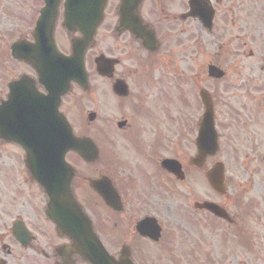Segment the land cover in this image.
<instances>
[{"label": "flooded vegetation", "instance_id": "af4514ba", "mask_svg": "<svg viewBox=\"0 0 264 264\" xmlns=\"http://www.w3.org/2000/svg\"><path fill=\"white\" fill-rule=\"evenodd\" d=\"M45 1L0 0V264H89L58 233L40 168L26 164L37 145L49 150L59 113L98 148L95 160L73 152L65 158L74 168L70 189L81 217L108 259L197 264L203 256L213 264L216 244L227 241L230 256L241 248L264 263V217L259 233L250 226L254 201L234 178L225 176L222 193L205 178L219 160H264L220 155L224 144L235 148L233 131L243 130L253 144L252 126L264 130V0H50L41 27L52 30L61 53L93 35L84 50L86 77L78 82L57 61L34 55ZM209 66L222 77H210ZM202 91L219 147L197 166ZM193 114L198 118L186 120ZM203 202L218 205L226 218L196 207Z\"/></svg>", "mask_w": 264, "mask_h": 264}, {"label": "water", "instance_id": "95a60500", "mask_svg": "<svg viewBox=\"0 0 264 264\" xmlns=\"http://www.w3.org/2000/svg\"><path fill=\"white\" fill-rule=\"evenodd\" d=\"M35 38L38 40L39 45H45V35L37 33V37L35 35ZM91 39L92 34L85 37L86 46L90 44L89 41ZM48 54L53 55L54 59L59 62V70L68 69L69 76L77 78L79 75L78 65L80 66L82 53L73 47L72 56L65 57L56 52L55 48L52 47L51 53L47 51L42 52L43 56ZM102 61L103 59L101 58L95 60L98 71ZM216 72L213 67L209 68L210 75L219 77L221 74H216ZM202 101L205 111L196 139L198 156L192 160L197 165H200L204 161L199 160V158L214 153L217 149V136L213 126L211 104L209 99L203 94ZM53 121L56 135L58 131V145H53L49 150L44 145H38L36 149V161L38 164L37 167L42 169L43 177L46 173L45 168L47 166L53 167L52 170L48 171V179H37L43 184L48 198V207L52 211L54 215L53 219L57 224V231L72 239V250L81 255L90 264H116V262L106 257L101 245L91 233L89 222L86 223L81 217V211L72 197L69 185L73 176V170L67 165L64 159L67 152L73 151L84 160H93L97 157V150L91 141L76 137L61 114L58 116L55 115ZM169 163L167 161L165 165ZM223 172V165L218 163L206 175L210 185L217 189V191H221L222 189ZM45 181L49 183L44 184ZM92 187L98 190L99 184L93 183ZM202 207L219 217H225L224 212L215 204L204 203Z\"/></svg>", "mask_w": 264, "mask_h": 264}, {"label": "rangeland", "instance_id": "374dc122", "mask_svg": "<svg viewBox=\"0 0 264 264\" xmlns=\"http://www.w3.org/2000/svg\"><path fill=\"white\" fill-rule=\"evenodd\" d=\"M258 94V85L254 88ZM198 116L186 115V120L197 119ZM251 134H255V142L253 144L248 143L245 139L248 135L243 130L233 131L232 143L233 147H229L228 144H224L220 147V155L223 151L226 152V156L238 157V156H251L260 157L264 156V141L262 135L264 130H261L257 125L252 126L250 129ZM255 144V146H253ZM263 144V145H261ZM237 152V153H236ZM231 154V155H230ZM225 165L226 177L235 179L240 183L241 187L245 191V196L250 200L251 207L249 208V214L254 213L255 220H251V230L259 233L260 226L257 221L264 217V160H219ZM252 204H256L253 206ZM263 230V229H262ZM228 242H219L216 244L215 249L217 255L214 256L213 264H264L261 261V257L253 255L243 254L245 253L241 248L235 249L233 255L227 254ZM213 249V248H212ZM208 255V254H207ZM258 259V260H257ZM197 264H207L203 256L197 258ZM211 261V259H210ZM182 262L189 263V259ZM171 264H179L177 259H173Z\"/></svg>", "mask_w": 264, "mask_h": 264}]
</instances>
